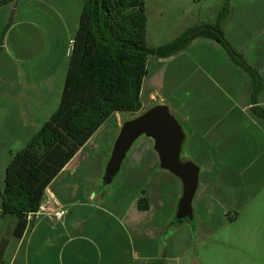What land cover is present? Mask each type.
Returning <instances> with one entry per match:
<instances>
[{"label": "crops", "instance_id": "crops-1", "mask_svg": "<svg viewBox=\"0 0 264 264\" xmlns=\"http://www.w3.org/2000/svg\"><path fill=\"white\" fill-rule=\"evenodd\" d=\"M58 2L61 4L60 0ZM14 3L15 0H12L3 4L9 5L3 10L6 20L4 27L11 20ZM41 4L48 7L50 3L49 0H43ZM224 4L225 2H221L211 16L196 21L191 28L216 23ZM81 9L82 5L79 4L72 17L59 18L65 34L61 48L63 60L38 83L31 81L19 84L15 77L12 78L13 70L8 61L2 68L1 59L6 49L5 44L0 45V49L3 48L0 53V191L4 184L5 169L11 161L10 152L22 148L59 105L68 65L69 48L66 42L74 36ZM18 12L22 16L23 10L19 9ZM32 13L34 11L30 14ZM229 15L230 10L227 17L217 25L223 36L232 43L237 34L234 32L230 36L227 32L229 28L226 27V21ZM18 25H27V20L14 22L10 29ZM263 46L261 45L262 49L253 51L250 60L247 59V52L239 53L247 64L258 71L262 79V89L256 99V105L262 109ZM146 69L147 74L140 91L141 113L156 104H168L186 133L185 151L193 143L192 150H195L198 162L212 163L215 155L221 158L227 155L236 157L234 152L239 154L244 143L256 138L243 136V128L249 125L264 126V119L251 111L249 75L234 64L220 44L209 37H194L184 49L168 58L150 56ZM161 94L163 98H158ZM144 100L149 104L146 109ZM121 114L122 112L111 114L110 119L99 127L45 189V202H56L65 210L62 218H56L47 212L39 214L31 218V224L22 238L15 239L12 230L16 219L13 216L2 217L0 198V239L8 240L5 253L11 243H14L11 260L19 252H25V264H151L164 255L167 256L166 251L171 245L165 249L161 238L155 236L158 228L151 221L145 223V216H142V213L150 210V205L145 210L139 209V197L135 195V202H131L126 210H117L115 207L111 211L103 199L96 201L93 196L95 185L103 174L104 166L102 167L100 159H105L106 162L109 156L112 143L123 123ZM137 115L139 113L135 114ZM108 120L110 125L101 136L102 140L97 135ZM95 150L101 152L100 156L94 155ZM152 166H155V162ZM202 172L201 169L194 203L195 207L197 204L203 206L207 224L226 220L227 217L230 223L240 220L246 214L248 204L242 201L244 198L250 201L249 188L238 185L237 188L215 180L217 177L208 180L207 174L205 178L202 177ZM125 173L132 184L139 176L134 167H128ZM253 179L258 181V177ZM140 186L137 185L138 190ZM254 188L258 191L261 186L257 182ZM214 206L221 210L215 218L212 209ZM174 208L173 206L171 214L176 210ZM171 214L167 217V222L171 220ZM195 216L198 223L202 222L199 211ZM152 224L153 229L147 234L145 229ZM162 225L165 226L166 221ZM217 252L219 257L223 256L220 250Z\"/></svg>", "mask_w": 264, "mask_h": 264}, {"label": "rangeland", "instance_id": "rangeland-1", "mask_svg": "<svg viewBox=\"0 0 264 264\" xmlns=\"http://www.w3.org/2000/svg\"><path fill=\"white\" fill-rule=\"evenodd\" d=\"M2 1L4 0H0ZM58 1L49 0L50 4L46 7L41 4L43 0H15L7 29L4 27L6 20L3 10L9 5H0V40L2 39L1 44H5L6 49L1 59L2 68L8 61L13 70L12 78L15 77L19 84L31 81L38 83L46 75L51 74L63 60L61 48L65 34L59 21L62 17H72L83 1L60 0L63 7ZM221 2L229 4L227 32L230 36H233L234 32L237 34L235 39L232 38V43L224 38L233 45L232 48L238 54L247 52V59H252L253 51L262 49L261 45H264V0H143L148 45L163 46L187 34L193 29L191 27L196 21L211 16ZM19 9L23 10L22 16L18 12ZM33 11L34 13L30 14ZM20 19H26L27 25H18L10 29L13 23ZM68 42L66 45L70 48ZM1 51L2 47L0 53ZM158 98H163V95H159ZM148 106L149 104L145 102V109ZM121 117L124 122L135 116L122 113ZM109 125L108 120L97 136L102 139L101 136ZM242 133L245 137L256 138L244 143L239 154L237 151L234 152L236 155L234 158L228 155L223 158L215 155L211 160L213 164L198 162L194 155L195 150H192L193 143L190 144V149L181 154L182 159H189L200 166L203 178L207 174L208 180L217 177L215 180L235 185L237 188L238 186L249 188L250 201L245 198L242 201L248 203L245 208L246 214L235 223L228 222L227 217L225 218L227 221L221 219L207 224L206 213L202 211L203 206L197 204L196 208L193 201L195 215L199 211L202 222L198 223L195 216L193 222L175 225L173 223L175 210L172 214L171 211L173 206L176 209L181 186L176 177L158 167L157 155L152 150V140L146 137H140L134 143L119 172L109 184L104 186L102 178L98 180L93 196L96 201L103 199L111 211L115 207L117 210H126L131 202H135V195L139 199L146 198L150 210L144 213L145 215L142 213V216H145V223L151 221L155 224L146 227L147 234L154 225L158 228L155 236L161 238L165 249L171 245L166 251L167 256H163L164 263L264 264V126L249 125L243 128ZM100 153L98 150L94 151L95 156H100ZM104 160L100 159L102 167ZM128 167H134L139 172L135 184L129 183V176L127 177L125 173ZM254 177H258L257 182L261 186L258 191L254 188L257 186V182L253 181ZM139 184L141 186L138 190ZM212 209L215 218L221 210L217 206ZM170 214L171 220L167 222ZM163 221H166L165 226L162 225ZM13 246L14 243H11L7 252L0 256V264H25V252L15 254L16 258L11 260ZM218 250L223 254L222 257H219Z\"/></svg>", "mask_w": 264, "mask_h": 264}, {"label": "trees", "instance_id": "trees-1", "mask_svg": "<svg viewBox=\"0 0 264 264\" xmlns=\"http://www.w3.org/2000/svg\"><path fill=\"white\" fill-rule=\"evenodd\" d=\"M8 1L12 0L0 5ZM229 10L225 2L216 23L203 26L206 28L194 35L190 33L199 28L163 46L151 47L146 41L143 0H83L59 105L22 148L10 152L0 198L2 217L16 219L13 238H22L31 224L28 215L37 211L47 186L111 114H140L141 85L150 56L168 58L198 35L215 40L249 75L251 111L264 119V109L256 105L262 79L232 48L217 25ZM9 24L10 20L5 29ZM1 42L2 39L0 45ZM138 207L147 209L146 198L138 200ZM7 244L8 240L0 239V256ZM151 264H164L163 257Z\"/></svg>", "mask_w": 264, "mask_h": 264}, {"label": "water", "instance_id": "water-1", "mask_svg": "<svg viewBox=\"0 0 264 264\" xmlns=\"http://www.w3.org/2000/svg\"><path fill=\"white\" fill-rule=\"evenodd\" d=\"M205 28L196 29L190 35ZM140 137L152 140V150L157 155L158 167L168 171L180 183V197L173 223L181 225L183 222H193V201L199 186L201 168L189 159H182L186 133L166 104H156L121 124L103 167L102 184L105 186L114 179L123 160Z\"/></svg>", "mask_w": 264, "mask_h": 264}, {"label": "built area", "instance_id": "built-area-1", "mask_svg": "<svg viewBox=\"0 0 264 264\" xmlns=\"http://www.w3.org/2000/svg\"><path fill=\"white\" fill-rule=\"evenodd\" d=\"M72 40L69 41V46H71ZM67 52H70V48L67 50ZM46 192H44V198L39 205L37 211L35 213H31L28 215V220H31V218H35L39 214H43L45 212L51 213L56 218H62L65 215V210H63L56 202H49L46 201Z\"/></svg>", "mask_w": 264, "mask_h": 264}]
</instances>
